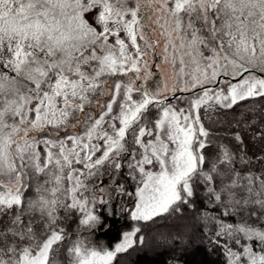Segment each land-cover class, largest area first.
Masks as SVG:
<instances>
[{
	"label": "snow or ice",
	"instance_id": "snow-or-ice-1",
	"mask_svg": "<svg viewBox=\"0 0 264 264\" xmlns=\"http://www.w3.org/2000/svg\"><path fill=\"white\" fill-rule=\"evenodd\" d=\"M153 13L186 101L176 88L141 89ZM202 111L230 130L229 143L213 139ZM256 142L264 145V0H0V264H116L146 249L141 227L112 249L87 239L111 230L117 203L153 225L203 205L200 219L214 226L205 235L228 264H264ZM171 239L180 256L202 247L191 234Z\"/></svg>",
	"mask_w": 264,
	"mask_h": 264
},
{
	"label": "trees",
	"instance_id": "trees-1",
	"mask_svg": "<svg viewBox=\"0 0 264 264\" xmlns=\"http://www.w3.org/2000/svg\"><path fill=\"white\" fill-rule=\"evenodd\" d=\"M157 77H155L154 80H156ZM154 82V81H152ZM151 82V83H152ZM103 99V98H102ZM252 105V101H246V102H241L239 107L244 108V107H250ZM205 127L212 133L215 134L213 139L218 140V142H223V143H229V140L225 139L226 135H230V130L221 124H213L210 123L207 117L204 116L203 111L201 112ZM232 115L231 112L227 113V115L224 117L225 119L229 118ZM219 117H217L218 119ZM35 135V134H34ZM264 147L260 142H256L255 144L248 143V149H249V154L255 152L257 154L260 153L261 148ZM108 181H105V184H107ZM124 204L126 207L131 206V201L125 200ZM212 206L209 205V208ZM116 211H117V216L114 217V221H110L112 223V228L111 230H105V229H100L99 231L93 233L90 236H87V239L92 241L96 245H102L105 248H109L113 245L114 242L120 239L121 233L124 228H133V227H141L142 232L140 233L141 235H144L148 238L149 234L153 230H160L162 228L170 227L175 224V220L178 221L182 217H177L176 219L169 218L165 220L163 223H157L155 225L148 223V224H143L142 222H134L131 221L130 216L128 214H124L120 210V204L117 203L115 205ZM203 209V205L198 204L197 205V211L196 212H188L187 210L185 211L186 216H200L201 211ZM107 211V209H106ZM210 216H215L217 215L216 212H209L207 213ZM197 225V231H198V236L200 238V244H202V247L199 249L197 255L193 258L191 256L184 257L180 256V250L178 247H173L170 251H156L152 250L148 253L140 252L143 249H136V250H130L128 253H123L119 254L118 260L116 261V264H122L125 259H128L131 255L134 256V260L132 264H166L167 261L171 260L174 256L178 257L179 260H197L200 262V264H228V255L225 249L223 248H216L214 245H211L208 241V238L206 237L205 233L212 231L214 229V226L211 222L207 223V226H205V223L202 221H195ZM229 223L233 222L231 220L228 221ZM76 227L75 221L72 222L71 226L69 227V231L74 229ZM87 235V234H85ZM225 241H227V244L229 246H232V241L229 240L227 237L223 238ZM176 245V243H175ZM208 249L207 251H210L211 255H208L207 251L205 250ZM214 249V250H212ZM232 249L238 251L234 246H232ZM173 253V254H172Z\"/></svg>",
	"mask_w": 264,
	"mask_h": 264
},
{
	"label": "rangeland",
	"instance_id": "rangeland-1",
	"mask_svg": "<svg viewBox=\"0 0 264 264\" xmlns=\"http://www.w3.org/2000/svg\"><path fill=\"white\" fill-rule=\"evenodd\" d=\"M157 7V5L153 4V8ZM146 10V9H145ZM155 13H153L149 19L145 21L147 29L150 31L145 33L146 39H148L149 43H155L154 50L150 49L144 56V60L147 63V69L143 70L141 80L139 81L141 85V89L144 85H147V88L150 92H156L159 90L162 95H170L172 94L171 90L176 88V93H179V85L176 83V71L177 69L173 66L171 61V51L165 53V37L162 35L163 29L160 25L154 23L155 21ZM91 22V17L88 18ZM191 69H186V71H190ZM156 78V80H154ZM154 81V82H152ZM152 82V83H151ZM227 79L223 80L220 83V87H226ZM179 97L184 99H190L189 94H179ZM101 102L103 99L101 98ZM171 103L173 105H178L179 107H185L186 103H181L178 100H172ZM35 133H33L34 135ZM41 156L43 157V147L41 146ZM195 221H202L200 216H186L180 218L178 221L175 220V224L162 228L160 230H153L149 234L147 238V248L143 249L140 252L148 253L152 250L156 251H170L174 246L178 247L180 250L182 248L181 243L175 242L171 237H176L177 239H181L187 237L191 234L193 241L195 243L200 242V238L198 236L197 225ZM203 222V221H202ZM132 228H124L122 232L129 231ZM167 234L169 239L167 241H163L160 239L161 234ZM121 238L113 243L111 247L108 249L114 248L115 244L121 241ZM176 243V245H175ZM206 249V248H205ZM233 251H236L232 249ZM208 255H211L210 251H207ZM173 254V253H172ZM134 260V256L131 255L128 259H125L122 264H132Z\"/></svg>",
	"mask_w": 264,
	"mask_h": 264
},
{
	"label": "water",
	"instance_id": "water-1",
	"mask_svg": "<svg viewBox=\"0 0 264 264\" xmlns=\"http://www.w3.org/2000/svg\"><path fill=\"white\" fill-rule=\"evenodd\" d=\"M218 79L222 82L223 80H226L227 78L221 76V77H219ZM144 87H146V85H144L143 88H144ZM211 87H215V85H212ZM179 94H189V93H187V92H183V93H181V92H179V93H175V95H177V96H178ZM171 95H172V94H170V95H168V96H171Z\"/></svg>",
	"mask_w": 264,
	"mask_h": 264
}]
</instances>
